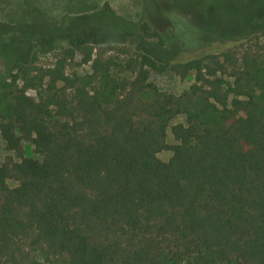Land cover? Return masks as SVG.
I'll return each mask as SVG.
<instances>
[{"label": "trees", "instance_id": "16d2710c", "mask_svg": "<svg viewBox=\"0 0 264 264\" xmlns=\"http://www.w3.org/2000/svg\"><path fill=\"white\" fill-rule=\"evenodd\" d=\"M252 36L264 53V25ZM211 45L168 61L117 48L122 79L108 48L66 47L0 85V137L18 159L0 165V264L19 231L54 264H264V61ZM82 66L91 73L67 72ZM152 72L193 83L176 96ZM186 97L202 108L169 144Z\"/></svg>", "mask_w": 264, "mask_h": 264}, {"label": "rangeland", "instance_id": "374dc122", "mask_svg": "<svg viewBox=\"0 0 264 264\" xmlns=\"http://www.w3.org/2000/svg\"><path fill=\"white\" fill-rule=\"evenodd\" d=\"M143 25L158 37L146 40L140 30ZM263 25L264 0H0V85L9 82L17 68L33 56L48 65L61 49L86 44L108 48L107 57L113 62L111 73L121 79L128 76L122 70L124 57L116 50L121 47L130 54L146 53L168 61L213 44L219 52L234 49L241 54L251 49L261 63L264 53L259 50L260 40L245 34ZM74 71L79 75L91 73L88 66L67 69L70 74ZM149 80L160 90L176 96L184 94L193 83L192 77L181 80L171 73L152 72ZM256 96L257 100L262 98L260 89ZM200 108L199 99L184 98L182 113L169 122V144H174L170 127L186 124L187 114H195ZM23 148L25 157L39 159L30 144L24 143ZM6 156L18 160L13 152L7 151L0 137V165ZM171 157V151L157 154L163 162ZM8 184L16 185L11 181ZM31 243L30 233L17 232L11 239L14 251L3 264L55 263L45 248ZM163 264H171L166 255ZM216 264L239 262L230 259Z\"/></svg>", "mask_w": 264, "mask_h": 264}]
</instances>
